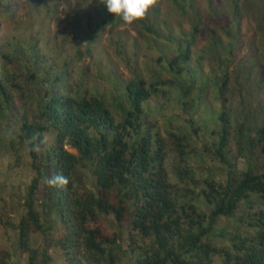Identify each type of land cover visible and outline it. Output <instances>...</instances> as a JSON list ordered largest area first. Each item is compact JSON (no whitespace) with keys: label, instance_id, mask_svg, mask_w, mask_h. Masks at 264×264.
<instances>
[{"label":"trees","instance_id":"trees-1","mask_svg":"<svg viewBox=\"0 0 264 264\" xmlns=\"http://www.w3.org/2000/svg\"><path fill=\"white\" fill-rule=\"evenodd\" d=\"M27 4L30 14L48 11L46 0ZM11 8L0 0V13ZM77 14L81 7L69 9L70 24L81 19ZM30 26L0 42V113L14 122L6 129L9 151L18 164L26 158L31 171L16 221L0 220L15 230L27 264H51V245L67 264H264L263 104H244L232 115L224 100L213 125L209 117L195 122L190 114L200 95L188 97L189 86L173 106L183 111L181 123L162 122L161 132V104L154 109L148 101L160 80L147 81L133 62L131 78L111 73L103 85L105 68L94 62L91 73L83 62L92 58L89 44L72 38L64 51L58 34L51 41ZM97 38L91 35L90 43ZM166 41L151 46L163 51ZM190 47L183 44L168 58V84L184 74L176 63ZM254 65L264 84V49L248 65L238 64L230 80L243 86ZM262 83L255 80V88ZM231 117L241 118L236 132L246 142L236 156L245 157V169L228 157ZM214 161L225 165L223 179L215 178ZM57 174L68 184L50 185ZM220 216L225 225L216 229ZM10 254L2 251L0 264H10Z\"/></svg>","mask_w":264,"mask_h":264},{"label":"rangeland","instance_id":"rangeland-1","mask_svg":"<svg viewBox=\"0 0 264 264\" xmlns=\"http://www.w3.org/2000/svg\"><path fill=\"white\" fill-rule=\"evenodd\" d=\"M8 1L9 5H12L11 13H0L1 43L4 38L28 33L29 30H17V27L21 28L27 22L32 26L30 31L38 30L39 33L51 37V41L53 36L58 34L60 42H65L64 51L72 38L81 44H89L92 58L84 59L83 62L89 63L91 73L94 62L99 63L101 69L105 68L100 80L103 85L108 83L104 77L111 73L118 74L123 79L131 78L132 67L129 64L133 62L136 64L135 69L139 70L147 81L160 80L158 92H155L157 94L151 93L148 101L154 109L158 103L161 104L158 112L161 132L164 123L173 126L181 123L178 115L183 111L179 108L173 109V106L189 86L191 88L188 97L200 95L199 108L190 114L195 122L198 121L196 117H209L208 120H212L213 125L214 117L221 111V102L224 100L232 115L239 114L244 104L254 105L256 101H260L264 106V87L255 88V80L262 83L256 78V65L250 74L243 75L246 79L243 86L230 80L233 79L238 64L248 65L250 58L261 54L264 49V0H154L147 15L133 24H126L119 17L109 13L100 0H46L48 11L44 8L32 11L31 14L27 0H18L17 5H14L15 0ZM80 7L82 14L76 16L81 19L70 24L69 9ZM154 15L157 16L156 20ZM108 19L111 22H107ZM97 24L101 27L96 28ZM148 27L151 32L147 30ZM253 31H256V35ZM91 35L98 36L93 43H90ZM162 37L168 44L163 51H156L151 46V41ZM121 43H124V46L120 50L112 47L113 44ZM186 43L191 45L190 53L187 57L178 59L176 63L184 74L177 81L174 78L173 83L168 84L167 81L173 78V72L168 70V58ZM151 74L152 77H149ZM79 75L75 72L76 79ZM149 112L154 113V110ZM231 120L228 125V157H235L238 167L245 169V157L236 156L238 149L246 142L239 141L236 132L241 118L231 117ZM13 123L8 116L0 113V211H3L0 217L10 221H16L18 210L21 211L17 198L25 190L31 177L28 160L24 158L21 164H18L9 151L6 129L7 126L12 127ZM259 123L258 119L253 125L257 126ZM66 148L75 152L68 145ZM171 158L172 155L168 156L169 161ZM213 167L217 173L215 178L223 179L225 165L214 161ZM174 171L172 169V172ZM8 205H13L14 209ZM213 224L216 229H221L225 220L220 216ZM15 238V230L6 228L0 220V256L2 251L7 250L11 252L7 259L10 264H27L26 256L17 248ZM34 241L37 242V239ZM57 249L54 245L48 248L51 264H67Z\"/></svg>","mask_w":264,"mask_h":264},{"label":"clouds","instance_id":"clouds-1","mask_svg":"<svg viewBox=\"0 0 264 264\" xmlns=\"http://www.w3.org/2000/svg\"><path fill=\"white\" fill-rule=\"evenodd\" d=\"M107 11L119 17L126 24H133L143 19L149 12L154 0H100ZM52 186L63 187L68 184V178L57 174L48 180Z\"/></svg>","mask_w":264,"mask_h":264}]
</instances>
